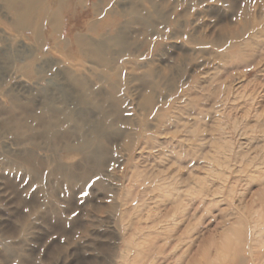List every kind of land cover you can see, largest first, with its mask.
<instances>
[{
	"label": "rangeland",
	"instance_id": "374dc122",
	"mask_svg": "<svg viewBox=\"0 0 264 264\" xmlns=\"http://www.w3.org/2000/svg\"><path fill=\"white\" fill-rule=\"evenodd\" d=\"M54 2L0 0V264H264V0Z\"/></svg>",
	"mask_w": 264,
	"mask_h": 264
},
{
	"label": "bare ground",
	"instance_id": "6f19581e",
	"mask_svg": "<svg viewBox=\"0 0 264 264\" xmlns=\"http://www.w3.org/2000/svg\"><path fill=\"white\" fill-rule=\"evenodd\" d=\"M37 1L38 0H12V8L18 13L23 14L31 10L36 5ZM54 3L57 9L61 7L60 0H55ZM98 47L99 46H97V49Z\"/></svg>",
	"mask_w": 264,
	"mask_h": 264
}]
</instances>
